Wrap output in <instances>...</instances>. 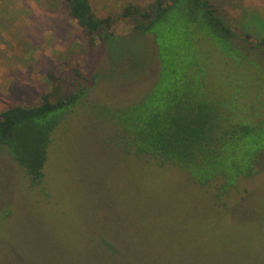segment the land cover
Segmentation results:
<instances>
[{"label": "rangeland", "instance_id": "1", "mask_svg": "<svg viewBox=\"0 0 264 264\" xmlns=\"http://www.w3.org/2000/svg\"><path fill=\"white\" fill-rule=\"evenodd\" d=\"M152 1L90 0L113 18L105 33L122 36L91 46L64 0H12L18 15L0 24V112L38 105L56 84L88 93L52 136L42 186L0 146V264H264V156L223 193L113 141L107 115L148 95L156 71L158 88L171 83L150 36L122 18ZM214 2L237 26L245 12L264 16V0ZM165 38L183 48L178 32Z\"/></svg>", "mask_w": 264, "mask_h": 264}, {"label": "trees", "instance_id": "2", "mask_svg": "<svg viewBox=\"0 0 264 264\" xmlns=\"http://www.w3.org/2000/svg\"><path fill=\"white\" fill-rule=\"evenodd\" d=\"M11 2L0 0V24L18 11ZM64 2L91 46L122 37L105 33L113 18H98L90 0ZM122 18L138 35L150 36L163 80L171 83L158 88L156 71L147 96L108 114L113 141L127 154L187 172L202 186L225 191L253 177L264 156V16L245 12L237 26L214 0H154L129 4ZM177 32L180 49L165 41ZM87 93V85L66 92L56 84L40 104L0 112V146L9 147L32 185L42 186L52 136Z\"/></svg>", "mask_w": 264, "mask_h": 264}]
</instances>
